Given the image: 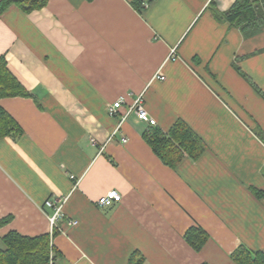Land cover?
Here are the masks:
<instances>
[{
	"label": "crops",
	"instance_id": "crops-1",
	"mask_svg": "<svg viewBox=\"0 0 264 264\" xmlns=\"http://www.w3.org/2000/svg\"><path fill=\"white\" fill-rule=\"evenodd\" d=\"M236 1L48 0L0 16V56L32 95L0 101L23 130L0 139V220L11 218L0 247L10 232L51 235V264H236L241 245L264 253V97L244 77L264 94V29L216 17ZM130 93L144 96L153 127L185 122L204 153L165 165L144 140L151 126L128 114ZM112 190L122 201L101 207ZM65 198L52 231L44 205ZM194 226L210 236L201 252L184 238Z\"/></svg>",
	"mask_w": 264,
	"mask_h": 264
},
{
	"label": "trees",
	"instance_id": "trees-1",
	"mask_svg": "<svg viewBox=\"0 0 264 264\" xmlns=\"http://www.w3.org/2000/svg\"><path fill=\"white\" fill-rule=\"evenodd\" d=\"M47 3L48 0H0V16L13 6L29 14L42 10ZM216 17L240 28L245 34H252L264 29V0H237L229 11ZM244 77L264 97L253 81L245 75ZM16 97L28 98L32 95L12 73L6 56L2 55L0 101ZM22 132L17 121L0 106V139L18 137ZM143 137L161 161L171 168H176L186 157L197 160L206 149L201 138L183 121L176 122L167 133L159 127L151 126ZM255 194L264 198V192L255 190ZM10 220L11 218L0 220V227ZM55 235L56 231L53 232V236ZM184 238L196 252H201L210 240L208 232L199 226L190 228ZM3 245L0 247V264H51V253L55 252L51 235L32 238L18 232H10L3 238ZM231 258L236 264H264V253L254 252L243 245L232 253Z\"/></svg>",
	"mask_w": 264,
	"mask_h": 264
},
{
	"label": "built area",
	"instance_id": "built-area-1",
	"mask_svg": "<svg viewBox=\"0 0 264 264\" xmlns=\"http://www.w3.org/2000/svg\"><path fill=\"white\" fill-rule=\"evenodd\" d=\"M174 54H175V52L173 51L172 55H174ZM159 78L164 79L163 76H161ZM128 96L132 99L130 111L128 112V114H130L131 112H135L137 117L142 122L148 124L149 126H155L156 121L150 116V114L147 112V110L145 108L144 96L139 95L137 97H134L133 94H131V93ZM125 103H126L125 98H120L119 100H117L114 104H112L108 108L109 115L113 116V117L116 116L119 113V110L122 108V106ZM128 114H126V116ZM123 142L126 143L127 140L123 139ZM66 200H67L66 198L65 199H59V200H48L44 205L43 209H44V212H46V214H47V209L52 210V214H50V215L47 214L51 228H52V231H53V229H55L57 227L58 222L63 219V207H64ZM121 201H122L121 194H119L115 190H112L109 193H107L105 196H102L99 199L98 204L101 207H111L115 203H119ZM75 224H76V222H75ZM51 263H52V261H51Z\"/></svg>",
	"mask_w": 264,
	"mask_h": 264
}]
</instances>
